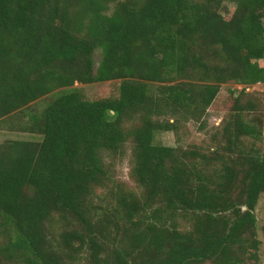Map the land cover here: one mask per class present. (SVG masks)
<instances>
[{
    "label": "trees",
    "instance_id": "16d2710c",
    "mask_svg": "<svg viewBox=\"0 0 264 264\" xmlns=\"http://www.w3.org/2000/svg\"><path fill=\"white\" fill-rule=\"evenodd\" d=\"M263 19L264 0H0V123L39 137L0 144V264H257ZM230 81L221 132L155 142ZM104 82L114 96L74 87Z\"/></svg>",
    "mask_w": 264,
    "mask_h": 264
},
{
    "label": "rangeland",
    "instance_id": "374dc122",
    "mask_svg": "<svg viewBox=\"0 0 264 264\" xmlns=\"http://www.w3.org/2000/svg\"><path fill=\"white\" fill-rule=\"evenodd\" d=\"M234 10V6L230 4L225 5V14L224 16H228ZM264 21V19H263ZM101 59L100 51L97 50L94 55V69H96L99 61ZM259 66L262 65V62L258 63ZM117 82H104V83H94L88 85H82L79 83H75L74 87L79 89L84 97L88 100L98 99L103 97L114 96L116 93ZM242 89V86L234 84V82H228L223 84L219 88V92L213 101L212 105L208 108L207 113L204 117L197 122L189 121L185 128H183L180 139L175 138V135L171 132L158 133L155 137V142H159L166 146H182L184 148L190 149H198L200 146H203L207 143L209 136L215 132H221L225 126V121L229 120L232 115L228 112L229 101L231 98V92L239 91ZM247 93H262L264 92V85H255L246 89ZM49 97V96H47ZM44 101L39 100L38 102L32 103L30 107L17 113L16 116H12L14 120L13 123L20 124L22 121L21 117L26 118L27 115L32 113H38L41 111L44 106ZM252 119V118H250ZM255 119V117H254ZM24 122V121H23ZM262 132L264 135V114L262 117ZM5 140H39L38 136L30 135L29 133H23L17 131L14 128H10L9 122H1L0 123V144ZM264 150V142L263 148ZM115 172L117 177L124 181V185L131 186L132 183L128 180V157H125L117 162L115 165ZM255 216H256V233L257 238L260 240V255L258 256L257 264H264V195H261L258 199V203L255 208ZM249 256L254 259V251L252 246H249ZM257 257V254H256Z\"/></svg>",
    "mask_w": 264,
    "mask_h": 264
}]
</instances>
